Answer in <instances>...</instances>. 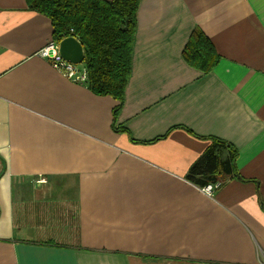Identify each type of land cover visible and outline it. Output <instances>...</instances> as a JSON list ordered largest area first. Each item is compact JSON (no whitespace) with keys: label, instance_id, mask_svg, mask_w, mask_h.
Listing matches in <instances>:
<instances>
[{"label":"crops","instance_id":"1","mask_svg":"<svg viewBox=\"0 0 264 264\" xmlns=\"http://www.w3.org/2000/svg\"><path fill=\"white\" fill-rule=\"evenodd\" d=\"M137 18L113 123L118 100L41 55L51 19L0 0V264H264V0H141ZM197 27L208 73L183 56ZM211 137L239 171L212 195L187 179ZM55 217L68 241L34 238Z\"/></svg>","mask_w":264,"mask_h":264},{"label":"trees","instance_id":"2","mask_svg":"<svg viewBox=\"0 0 264 264\" xmlns=\"http://www.w3.org/2000/svg\"><path fill=\"white\" fill-rule=\"evenodd\" d=\"M31 9L48 16L56 42L77 37L84 46L88 87L98 95L119 101L113 123L122 109L131 76L137 14L141 0H27ZM183 56L187 63L205 73L219 62L211 39L197 27ZM117 131H127L124 127ZM203 155L190 167L187 179L198 186L239 176L238 150L230 142L210 138Z\"/></svg>","mask_w":264,"mask_h":264},{"label":"built area","instance_id":"3","mask_svg":"<svg viewBox=\"0 0 264 264\" xmlns=\"http://www.w3.org/2000/svg\"><path fill=\"white\" fill-rule=\"evenodd\" d=\"M41 55L45 57L47 60L50 61L51 65L60 71L64 76L69 79L78 81V82H85L88 79V70L83 65V69H81L78 65L72 63L70 61L65 60L59 52V43L56 41H51L46 47L41 50ZM45 181L44 178L40 179V183ZM221 182L209 183L206 186H203L202 189L206 193L212 195L214 191L219 188Z\"/></svg>","mask_w":264,"mask_h":264},{"label":"water","instance_id":"4","mask_svg":"<svg viewBox=\"0 0 264 264\" xmlns=\"http://www.w3.org/2000/svg\"><path fill=\"white\" fill-rule=\"evenodd\" d=\"M60 55L75 64L85 62V50L81 41L75 36H69L59 42Z\"/></svg>","mask_w":264,"mask_h":264},{"label":"rangeland","instance_id":"5","mask_svg":"<svg viewBox=\"0 0 264 264\" xmlns=\"http://www.w3.org/2000/svg\"><path fill=\"white\" fill-rule=\"evenodd\" d=\"M83 65L84 64H79L78 66L81 69H83ZM52 221H53V224L51 226H54V229L50 233L39 234V235H36L34 238H36V239H47V238H50V239H55L59 243L67 242L68 239L65 236V234H66L65 230L67 229L69 232L71 231V233H72L73 232L72 230H74V227H73L74 223H72L71 226H67L66 227V224L61 222L58 217L53 218Z\"/></svg>","mask_w":264,"mask_h":264}]
</instances>
